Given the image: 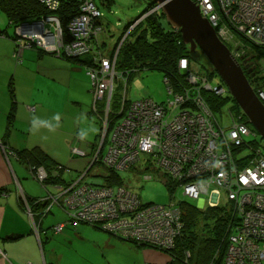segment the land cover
<instances>
[{
    "label": "built area",
    "instance_id": "built-area-1",
    "mask_svg": "<svg viewBox=\"0 0 264 264\" xmlns=\"http://www.w3.org/2000/svg\"><path fill=\"white\" fill-rule=\"evenodd\" d=\"M39 1L46 8L57 4V0ZM196 1L202 15L209 19L222 41H233L230 32L236 31L264 45V0ZM92 6H96L92 0H82L80 14L70 21L74 42L69 38L62 40V35H59L56 38L60 42L57 39L55 51L50 52L58 55L63 49L67 55L95 52L92 51V41L97 32L86 30L88 19L85 16H96ZM158 6L149 13L160 9ZM219 15L226 23L229 22L230 28L222 23ZM46 19L50 18L16 27L15 33L20 39L21 30L28 31V36L22 35L28 43L21 41L15 54H22L28 46H45L37 40L39 36L35 26H45L49 22ZM53 28L56 30V27ZM51 31L47 28L43 37L52 38ZM97 53H100L99 50L94 53L95 66L89 68L88 73L92 79L94 98L98 102L104 100L103 95L106 97L107 89L120 75L115 71L116 55L97 58L100 56ZM233 55L237 56L235 52ZM178 66L183 72L192 69L187 58H182ZM189 76L186 77L188 86L182 87L179 92L166 82L173 96L168 105L174 107L170 112L148 99L128 101L123 97L122 107L120 105V110L116 112L120 116L117 121L115 119L110 124L105 116L102 117L101 138L90 166L98 162L106 168L120 171L140 163L144 169L163 172L173 183L177 182L176 187L183 189L186 198L196 200L199 208L230 206L237 219L231 222L222 264H264V155L259 150L249 154V147L246 146L240 155L234 159L231 157L234 150L250 141L246 137L256 136V133L241 121V116L234 115L230 110L231 124L223 127L202 92L225 95L227 88L213 84L204 75L195 77L190 73ZM112 89L108 91L109 99ZM256 95L264 103V85L256 88ZM107 106L108 115L109 103ZM102 149L103 153L99 156ZM245 150H248L247 154H244ZM72 153L85 156V152L76 147L72 148ZM251 154L259 156L254 158ZM58 170L57 176L68 172L65 167ZM29 171L42 184L47 179L43 167H32ZM145 178L152 179L148 175ZM84 179L81 175L53 185L56 188L54 193L47 191L46 197L40 199L47 204L43 213L59 205L66 210L67 221L71 224L85 223L128 242L155 249L164 250L174 245L182 228L181 211L174 201L165 205L147 204L125 185L99 186ZM23 199L33 222L28 202ZM65 224L56 225L53 231L61 232Z\"/></svg>",
    "mask_w": 264,
    "mask_h": 264
},
{
    "label": "crops",
    "instance_id": "crops-1",
    "mask_svg": "<svg viewBox=\"0 0 264 264\" xmlns=\"http://www.w3.org/2000/svg\"><path fill=\"white\" fill-rule=\"evenodd\" d=\"M3 29L8 33L7 18L0 20V30ZM0 49L4 50L0 53V60L7 64L6 69L0 66L7 93L0 106V115H4L0 120V141L8 146L5 148L0 143V264H57L60 261L55 252L57 245L66 249L68 244L69 250L74 242L85 241L88 236L94 238L93 244L99 255V261L93 264H166L169 258L155 248L138 247L85 223L71 224L67 221L66 210L59 205L42 216L41 211L36 210L33 221L37 227L34 228L23 197L42 199L46 195H40L30 181H26L24 171L30 174L29 169L10 153L39 147L55 163L68 169L67 173L71 172V167L86 170L88 158L85 163L76 159L78 155L72 153L74 147L70 149V145L74 137L82 135L78 128L83 118L93 124L90 120L94 115L91 112L93 103L88 107L82 100V95L91 96V81L87 68L34 47L25 48L18 61L11 59L10 55L16 50L13 38L0 36ZM10 83L13 84L14 100L9 93ZM55 86L58 88L54 96L51 92ZM13 104V120L7 127ZM69 104L76 106L78 112ZM70 124L76 126V132L70 130ZM101 132L99 127L94 142L89 137L77 140L82 146H91L92 149L101 138ZM83 151L85 156L77 158L94 154ZM68 153L72 156L69 161ZM61 223H66L63 230L55 233L53 227Z\"/></svg>",
    "mask_w": 264,
    "mask_h": 264
},
{
    "label": "trees",
    "instance_id": "trees-1",
    "mask_svg": "<svg viewBox=\"0 0 264 264\" xmlns=\"http://www.w3.org/2000/svg\"><path fill=\"white\" fill-rule=\"evenodd\" d=\"M92 1L96 5L95 1ZM101 1L105 7H110V0ZM81 4L82 0H62L60 6L55 10L61 27H65L66 29V26L70 20L80 14ZM155 6L156 4L152 3L138 18L143 17L145 13L149 12L151 8H154ZM0 12L7 18L8 28L12 27L14 31L16 27L22 23H31L35 20H40L43 16H45V14H48L46 6L39 0H0ZM134 21L128 23L125 26V29H128L132 24H134ZM165 21H167V19L162 12V9H157L139 21L130 32V38L128 37L124 41L118 56L116 57V69L120 73L122 72L127 76V78H125L126 83L133 70L138 71L141 69H153L163 72L165 75L164 79L168 77L170 86H174L175 90H179L182 87L188 86V83L185 81L186 72H183L178 68V62L181 58H187L192 69H194L193 65L195 63L197 66H199V73L201 75L206 76L213 84L224 85L223 81L212 69L204 55L200 51H192L189 44L184 43L181 32L178 29H174L168 23V21L167 25H164ZM123 34L124 32L122 33L121 37ZM0 36H10L14 39L15 33L13 35H8L7 30L3 29L0 30ZM132 37H134L133 40L131 39ZM237 41L240 46L238 49L241 50L240 57L242 58L241 59L239 57L237 59L239 60L240 64L243 65L244 68H242L244 73L246 74L249 83L255 90L257 87L264 85V74H262L261 71L256 68L258 66L257 62L260 59H264V46L255 43L241 33L237 35ZM98 42V38H94L92 41V51L97 52L99 50L100 52L97 53V55H100L97 58L102 56L103 58H109L110 56H113V51H111V49L103 52L104 50L101 49L102 45H100ZM98 45L100 46L98 47ZM242 49L243 51L245 50V53L242 51ZM61 51L62 52L59 55L57 54V56L66 58V60L73 65L87 68L88 75L89 68L95 66V52L80 55H67L64 53V49ZM243 61L244 63H242ZM245 66H247V68ZM90 80V89L93 94L91 77ZM167 89L170 94L168 85ZM9 93L11 95V99L14 100V89L12 83L9 85ZM202 93L208 106L210 107V110L215 116L217 113L222 112L224 107L230 106V111L234 115L241 116V121L248 125L251 130L254 132L256 131L254 127L248 122L246 116L229 93L225 95H216L213 92L207 91H203ZM115 96H117L116 99H119V101L121 97H124L127 100L125 93L121 95L116 91L113 97L115 98ZM141 99L151 100L155 103V105L164 107V109L169 112L174 108L168 107L169 103L173 101L172 96L171 98H168L167 101L162 103H158L151 98ZM104 106L105 105L102 103L98 104L99 110H103ZM120 108L121 107L116 106L115 104L111 105L109 112L110 119H115L116 116L117 121L116 112L118 109L120 110ZM96 109V107L94 109L92 106L91 112H99ZM89 114L91 115V113ZM13 116L14 104L8 114L7 127H10ZM97 116L101 132L102 118L100 115ZM255 133L256 136L251 135L253 137L250 140L251 142L257 141L254 137H257L259 134L257 132ZM1 142L5 148H8V146H6L3 141ZM97 144H94L95 146L93 150H95ZM102 153L103 149L100 151L99 156H101ZM12 154L19 158L21 163L25 164L28 169L32 167H43L48 176L47 180L44 181L43 184L53 185L63 183L61 177L56 175L60 172L58 168L63 167V165L55 163L49 157V155L39 147L24 149L21 151L14 150ZM97 163L98 162L95 164ZM54 172L55 175L53 174ZM160 175L162 177L166 174L160 172ZM100 176L103 178V183L95 185L112 187L123 185V181L119 175V172L117 171L107 168V172L101 174ZM166 185L168 186L170 193H174L177 189H180L181 191L183 190L178 186L176 187V185L170 181L169 177L168 180H166ZM34 200L35 199H29L28 205L35 215L36 210L41 211V209L44 208V203H35ZM178 208L180 209L182 215V228L175 240L174 245L171 248L164 250L156 248L169 258L166 264H222L224 257L223 255L227 247V236L231 229L230 225L232 221L237 219L233 210L225 206L198 208L196 205L191 203L190 199L186 197L185 200H181L178 203ZM43 214V211L40 212L41 216ZM134 244L138 247H148L143 244Z\"/></svg>",
    "mask_w": 264,
    "mask_h": 264
},
{
    "label": "rangeland",
    "instance_id": "rangeland-1",
    "mask_svg": "<svg viewBox=\"0 0 264 264\" xmlns=\"http://www.w3.org/2000/svg\"><path fill=\"white\" fill-rule=\"evenodd\" d=\"M94 1H95L96 5L98 6V7L92 6L93 9H95V11H96V16L90 17V14L85 15L88 19L87 23H86V30L97 32L95 34V36H96V38H98L99 44L102 45L101 49L104 50V51L103 50L102 51L105 52L106 50L111 49V51H113L112 52L113 56L116 55V57H117L118 53L120 51V48L122 47L124 41L128 37L130 38V32L132 31L133 27L139 21H141L143 18H145L148 14H150L149 12H147L143 15V17L138 18L153 3V0H110L111 1L110 7H105L102 4L101 0H94ZM61 2H62V0H57V2H55L57 4H55L54 7L52 5L51 7L47 8L48 14H45V16H43L40 19V21H41L44 18H47V17L50 18V19H46L49 22H47V24L45 26H40V25L35 26L37 36H39L38 37L39 39L37 38V40L38 41L40 40L41 44L45 45V46L40 47V48L36 47V45H35L34 46L35 49H38V50H40L42 52H46V53H52L50 51H55L53 49H54L55 42L58 39L56 37L59 35H62V37H61L62 40H64V39L67 40L66 39V37H67V38L71 39V41L74 42L73 35H72V27L70 28V22L67 24L66 29H65V27H61L59 18L57 17V13L55 11L56 8H58L60 6ZM194 2H197V1L194 0ZM158 7L162 8L163 5L159 4ZM51 8H55V9H51ZM152 9L153 8H151V10ZM219 16L221 19H223L222 15H219ZM203 17H205L209 21V19L206 16L203 15ZM3 19H6L5 15L0 12V20L3 21ZM133 21H134V24H132L128 29H125V26L128 23L133 22ZM222 21H223L222 23H224L227 28L231 27L228 24L229 22L226 23L224 21V19ZM35 22H38V20H35ZM22 24H24V23H22ZM22 24H21V26H22ZM164 25H167V21H165ZM53 27H56V30ZM47 28H50L53 31V32L51 31L53 39L52 38L46 39L43 37V33L45 32V30H47ZM173 28L176 29L175 27H173ZM59 31H60V33H59ZM27 32L28 31L22 32V30H21V39L19 37H17L16 35L14 36L15 38L13 39V41H15L16 46H18V44L21 45V41H22V43H25V44L28 43L27 39L22 38V35L28 36L26 34ZM123 32H124V34L121 37ZM8 33L10 35H13L14 29L12 27H9ZM230 34L233 36V41H230V42L225 41L224 42L220 38L219 39L228 48L230 47L229 50L231 52H233V53L235 52V54H237V56H234L232 53L234 58L240 64L239 60L237 59L240 57V54H241V50L238 49V47H240V46H239V43L237 41V35H239L240 33L233 31V32H230ZM8 37H10V36H8ZM131 39L133 40L134 37H132ZM58 41L60 42L59 39H58ZM257 44H259V43H257ZM259 45H262V44H259ZM262 46H264V45H262ZM29 47H31V46H28V48ZM15 51L16 50H14L13 55L12 56L10 55V57H11V59L18 61V59L21 58V56H18V55H21V52H20V54H19V52H16V54H15ZM196 51L201 52V50L199 48H197L194 52H196ZM242 51H243V49H242ZM3 52H4V50L0 49V53H3ZM243 52L245 53V50ZM180 60H179V62H180ZM2 61L0 62V66L6 69L7 64L5 62H2ZM115 62H117V59ZM179 62H178V65H179ZM242 63H244V61ZM257 65L258 66L256 68L258 70H260L262 74H264V59H260L257 62ZM193 66H194V69H190V72H186L185 77H188L190 73L192 75H195V77H198L199 75H201L199 73V71H200L199 66H197V64H195V63ZM241 67H243V65H241ZM245 67L247 68V66H245ZM116 68L117 67L115 65V71H117V73L120 75V77L115 78L112 85L109 86L110 89L113 88L112 93H111L112 95H114V93L117 91L121 95H123L125 93L128 101H134V100L141 99V98H151V99L157 101L158 103L165 102L168 100V98H171L172 95L169 94L168 89H167V84H166V82L169 84L168 77H166V79H164L165 75L163 72L158 71V70H153V69H141L138 71L133 70L130 78L128 79V81L126 83L125 78H127V76L122 72L120 73ZM188 79H190V76L188 77ZM165 80H166V82H165ZM89 81H91V80H89ZM185 81L188 83L187 79ZM108 85H109V83H108ZM90 86H91V84H90ZM172 87H173V89H175L174 86H172ZM57 88L58 87L55 86L51 92L54 96H55V90ZM110 89H107V94L105 93L106 97H104V95H103V97H102V99H104L103 101L97 102L96 99L94 98V94H92V92L90 94L91 96L82 95V97H83L82 100L84 101V104L86 106L90 107V105L93 103L94 109L96 106V108H97L96 110H98L99 112H94L93 114L95 116L92 115L90 117V120H92L93 124H91L87 118L82 119V122L78 128L82 135L81 136L77 135L76 137H74L72 139V144L70 145V149H71V147H76V148H79L81 150H85L88 153L89 152L95 153V150H93L94 148L91 149V146L90 147L89 146H82V143H79V140H77V139L89 137L91 139V142H94L93 139H95L96 134H98L99 127H100L98 124V116L97 115H100L101 118L103 116H105V118L108 120V122L110 124H112L113 120L116 119V116H115V119L114 118L110 119V113L107 115V113H108L107 107H109V106H107V104L109 103L110 108H111L112 104H115L116 106L120 107V105L122 104L123 98L121 97L120 101H119V99L118 100L116 99L117 96H115V98L111 96L109 99V92L108 91ZM179 90H175V91L179 92ZM253 90H254V88H253ZM254 92L256 94V89L254 90ZM6 96H7L6 82L2 81V77L0 75V106L3 103V98L5 99ZM50 96L53 98V96L51 94H50ZM47 98H49V97H47ZM42 99L46 100V98H42ZM101 103L103 105L106 104L104 110H99L98 104H101ZM69 105H70V108H72L76 112H78V108L76 106H73L71 104H69ZM121 107H122V105H121ZM83 109L87 110V107L83 106ZM229 110H230V106H227V107L223 108L222 112L216 114V117L219 120L220 124L225 128L230 126V124H231ZM87 111H89V109ZM118 111H119V109H118ZM1 116L4 117V115L3 114L0 115V120H1ZM118 117H120V116H117V118ZM111 121H112V123H111ZM104 125H105V123H104ZM68 127L73 132H76V126H72L70 124ZM85 128H87V129H85ZM255 132H257V131H255ZM252 138H253L252 136L246 137V140H251ZM254 138L257 141L254 142L252 140L253 142L248 141V143H246V145H243V146L240 145L239 148H237L236 150L233 151V154L231 157L234 159V157H237L238 155H240L241 152L243 151V149L246 148V146L249 147V154L259 150V151H261L262 155H264V139L260 138L259 135H257V137H254ZM98 141H100V138L94 144H97ZM0 143L2 144L1 141H0ZM95 149H96V147H95ZM247 153H248V150H245L244 154H247ZM93 155H92V157H93ZM251 156H252V154H251ZM258 156L253 155L252 157L257 158ZM77 157H79V156H77ZM77 157H75V158L81 159V161L83 163H85L87 161V158H88V161H87L88 164L86 167L87 169L85 170V169L80 168V167H71L70 173H67V172L63 173L62 176L64 177V179H67V180H69L70 178L76 179L79 176L83 175V178H85L84 179L85 182L93 183V184H102L103 178L100 175L106 173L107 168L101 163L93 164L92 166H90V164L92 163V157L91 156L90 157H80V158H77ZM249 158L251 159V157H249ZM69 159H72V156L70 155V153H68V159L67 160L69 161ZM81 161L79 160L78 163H81ZM118 172H119V175L123 181V185H125L131 191L137 193L143 203H147V204L153 203V204H157V205H165V204H169L172 201H174L176 204H178L181 200H185V197L182 195V191L180 189H177L174 193H170V191L168 190V186L166 185V180H168V176L163 175L161 177L160 173H158L156 170H153V169L145 170L143 168V166L140 165V163L135 165L133 168H131L129 170H120ZM26 173L27 172L24 171V178L26 179V181H30L33 188L35 190L37 189L40 192V195L44 196V195H47V191L48 192H54L56 190L55 186L43 185L38 180L34 179L33 176L31 174H29V172L27 174ZM53 174L55 175V172ZM147 175L151 176L152 179H150V180L146 179L145 176H147ZM172 183H173V181H172ZM174 184L176 185L177 182H175ZM190 201L192 204L197 206L198 202L196 200H190ZM225 207H227V206H225ZM228 208H231V207L228 206ZM41 210H43V208ZM32 224H33V222H32ZM36 227H37V223L34 222V228H36ZM104 232L109 233L107 231H104ZM54 235H57V234H54ZM54 235H53V237L55 238ZM88 237L89 238L85 241L74 242L72 244L71 249H69V250H67L68 244L65 245L66 249L61 245H57L55 248V252H56V255H58V258H60V261H58L59 263H57V264H93L94 261H99V255H98L97 251L95 250L96 245L93 244L94 238L90 237V236H88ZM117 238H119V237H117ZM119 239H121V238H119ZM122 240L126 241L124 239H122ZM129 243L131 244L132 242H129ZM132 244H134V243H132ZM248 246L251 248V245H248ZM225 253H226V249H225L224 255H225Z\"/></svg>",
    "mask_w": 264,
    "mask_h": 264
},
{
    "label": "water",
    "instance_id": "water-1",
    "mask_svg": "<svg viewBox=\"0 0 264 264\" xmlns=\"http://www.w3.org/2000/svg\"><path fill=\"white\" fill-rule=\"evenodd\" d=\"M153 3L163 5L162 12L168 23L181 32L184 43L189 44L192 51L201 50L248 122L264 139V103L255 94L229 48L203 17L199 6L192 0H153Z\"/></svg>",
    "mask_w": 264,
    "mask_h": 264
},
{
    "label": "clouds",
    "instance_id": "clouds-1",
    "mask_svg": "<svg viewBox=\"0 0 264 264\" xmlns=\"http://www.w3.org/2000/svg\"><path fill=\"white\" fill-rule=\"evenodd\" d=\"M156 7V6H155ZM160 9H162V8H160ZM25 24V23H24ZM232 53V52H231ZM224 86H225V84H224ZM226 87V86H225ZM227 88V87H226ZM227 91H228V89H227ZM228 93H229V91H228ZM230 94V93H229ZM118 172V171H117ZM31 174V173H30ZM59 177H62V176H59ZM61 180H62V182H64L66 179H63V177L61 178ZM59 184V183H58ZM43 185H46V184H43ZM53 185H55V184H53ZM26 200V202H28L29 203V199L27 198V199H25ZM37 201H39V200H37ZM198 207V206H197ZM199 208V207H198ZM32 212V217H33V220H34V213H33V211H31ZM34 222V221H33ZM33 226H34V224H33Z\"/></svg>",
    "mask_w": 264,
    "mask_h": 264
},
{
    "label": "flooded vegetation",
    "instance_id": "flooded-vegetation-1",
    "mask_svg": "<svg viewBox=\"0 0 264 264\" xmlns=\"http://www.w3.org/2000/svg\"><path fill=\"white\" fill-rule=\"evenodd\" d=\"M14 33H15V31H14ZM112 97H113V95H112ZM47 177H48V176H47ZM50 193H54V192H50ZM44 198H45V197H44ZM40 199H41V198H38V199H35L34 201H35V203H40V202H41V203H44V208H45V206H46L47 204H46L45 202H43V201H40ZM42 199H43V198H42ZM37 200H39V201H37ZM44 208H43V209H44ZM30 209H31V208H30ZM42 211L44 212V210H41V212H42Z\"/></svg>",
    "mask_w": 264,
    "mask_h": 264
},
{
    "label": "bare ground",
    "instance_id": "bare-ground-1",
    "mask_svg": "<svg viewBox=\"0 0 264 264\" xmlns=\"http://www.w3.org/2000/svg\"><path fill=\"white\" fill-rule=\"evenodd\" d=\"M257 73V72H256ZM246 75V74H245Z\"/></svg>",
    "mask_w": 264,
    "mask_h": 264
}]
</instances>
